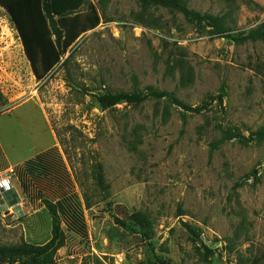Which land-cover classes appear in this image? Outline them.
<instances>
[{"label": "rangeland", "instance_id": "rangeland-1", "mask_svg": "<svg viewBox=\"0 0 264 264\" xmlns=\"http://www.w3.org/2000/svg\"><path fill=\"white\" fill-rule=\"evenodd\" d=\"M185 1L226 32L154 0H89L100 26L41 82L0 7V177L19 197L0 196V247L55 240L50 264H264V143L251 136L264 127V44L229 38L264 23V0ZM148 88L207 109L100 102ZM50 150L85 237L21 186L23 165Z\"/></svg>", "mask_w": 264, "mask_h": 264}, {"label": "trees", "instance_id": "trees-1", "mask_svg": "<svg viewBox=\"0 0 264 264\" xmlns=\"http://www.w3.org/2000/svg\"><path fill=\"white\" fill-rule=\"evenodd\" d=\"M164 7L181 13L190 22L213 24L223 34V23L212 16L201 15L188 7L185 0H154ZM0 7L10 16L25 55L37 81L46 80L61 64L62 59L73 50L77 42L101 24V17L89 0H0ZM88 7L86 12L82 9ZM229 38L236 45L264 44V23ZM166 101L181 108L185 113L201 114L207 105L191 107L180 101L174 93L148 88L147 93L108 92L100 99L103 108H112L121 103L141 105L147 101ZM0 92V106L5 105ZM252 140L264 143V127L253 133ZM19 170V179L24 193L48 200L55 204L69 231L79 237L87 234L85 216L77 194L73 191L61 157L50 150L25 163ZM49 182V190L37 185ZM41 187L44 188V186ZM47 187V186H46ZM51 192V195L47 194ZM9 207L19 203L15 191L3 195ZM33 197V196H32ZM57 250L55 240L44 247L22 243L12 247H0V264H50L51 254Z\"/></svg>", "mask_w": 264, "mask_h": 264}, {"label": "built area", "instance_id": "built-area-1", "mask_svg": "<svg viewBox=\"0 0 264 264\" xmlns=\"http://www.w3.org/2000/svg\"><path fill=\"white\" fill-rule=\"evenodd\" d=\"M12 189H14V187L11 186L10 182L7 179L0 177V196H3Z\"/></svg>", "mask_w": 264, "mask_h": 264}]
</instances>
